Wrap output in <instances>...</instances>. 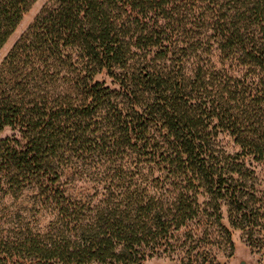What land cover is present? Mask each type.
Masks as SVG:
<instances>
[{
    "label": "trees",
    "instance_id": "16d2710c",
    "mask_svg": "<svg viewBox=\"0 0 264 264\" xmlns=\"http://www.w3.org/2000/svg\"><path fill=\"white\" fill-rule=\"evenodd\" d=\"M35 1L0 0V49ZM235 1L231 32L222 30L219 43L232 47L239 40L244 50L251 44L242 56L263 66L264 0ZM179 13L178 0H53L0 67V188L49 173L65 149L91 147L85 143L86 117L77 108L76 94L84 86L81 100L109 98L102 83L89 84V78L105 67L112 74L116 66L123 67L121 81L144 110L131 122L115 116L120 126L115 141L123 143L136 136L170 170L165 181L109 180L105 186L111 193L115 188L123 191L121 202L111 199L100 205L91 224L84 225L78 210L67 208L76 229L54 247L35 248L41 261L59 257L75 264H144L149 256L172 255L179 249L189 255L188 264H215L214 258H207L217 229H225L231 237L222 222V200L229 202L236 227L254 225L262 218L259 189L248 183L251 170L230 161L229 155L222 160L210 150L203 154L212 138L201 126L216 117L227 125V135L240 149L242 162L252 159L264 167V82L240 94L227 86L212 94L201 73L192 81L158 66L139 71L129 65L127 54L132 47L162 45ZM255 23L257 27L249 33ZM75 52L82 54L89 74L72 69ZM64 72L74 76L68 84L60 82ZM204 92L213 96L205 104ZM193 97L201 102L194 103ZM209 103L211 107L205 106ZM147 113L159 114L170 132L153 133ZM8 130L17 136H4ZM217 160H225L227 168H217ZM154 187L172 194H149ZM198 218L201 225L196 227Z\"/></svg>",
    "mask_w": 264,
    "mask_h": 264
},
{
    "label": "rangeland",
    "instance_id": "374dc122",
    "mask_svg": "<svg viewBox=\"0 0 264 264\" xmlns=\"http://www.w3.org/2000/svg\"><path fill=\"white\" fill-rule=\"evenodd\" d=\"M52 3L53 0H36L31 5L0 49V67L41 11ZM178 5L180 13L175 17L173 28L164 36L162 45L153 49L133 46L132 51L127 54L129 65L139 71L145 66H158L164 72H179L192 81L201 73L212 94L221 86L236 89V93L240 94L246 90L251 91L264 82V65L252 64V61L242 56L246 49L251 48V44L244 50L239 40L232 47L219 43L222 30L231 32L237 1L178 0ZM256 25L255 23L248 29V32H253ZM160 50L167 54L160 55ZM71 65L76 74H89L80 52L74 53ZM115 68L112 71L114 74L105 67L92 79L89 78L91 87L100 82L103 84L102 88H108L109 98L101 102L93 97L88 101L81 100L84 86L80 89L81 93L76 94L80 98L77 108L86 117L82 124V129L88 134L85 143L91 147L84 149L78 145L79 147L65 149L64 155L56 159L49 173L39 177H24L14 185L7 183L0 188V264H75L66 263L59 257L41 261L34 252L35 248L54 247L63 240L64 234L70 235L76 229V222L70 219L67 211L70 209L67 208L77 209L82 217L81 222L84 225L91 224L100 205H105L111 199L121 202L123 191L115 188L111 193L105 186L112 178L125 177L135 182L168 179L169 167L153 155L151 146L145 149L144 143L134 135L123 143L114 139L115 130L120 128L116 115L121 116L123 122H131L137 112L140 115L144 112L121 81L123 67ZM73 78V74L64 72L60 82L68 84ZM209 95L207 92L202 95L205 97V100L201 99L204 104L213 99ZM192 101L201 102L197 97H193ZM205 106L211 107V103ZM72 112L78 113L74 110ZM145 117L153 133L170 132L169 126L159 114L147 113ZM201 127L210 132L212 138L210 147H205L203 154L210 150L222 160L223 156L229 155L230 161L244 163L243 167L251 170L248 183L255 184L260 190L257 199L264 207V167L252 159L242 162L240 149L227 135V125H222L216 117L207 119ZM4 136L16 137L17 134L8 130ZM104 137L108 143L103 140ZM224 161L217 160V168H227ZM46 186H50L52 191L47 190ZM58 190L63 191L64 196ZM164 192L165 195L172 194L169 189ZM159 193L164 195L156 187L149 190L151 195ZM202 199L205 200L204 197ZM222 202V222L231 232V237L229 239L226 236L225 229H217V237L213 239L211 254L207 259L211 261L214 258L215 264H240L238 255L244 254L248 261L253 260V264H264V208L262 218L257 223L236 227L231 221L229 202ZM199 220L196 219V227L201 225ZM205 257L203 255L201 259ZM188 263L189 255L179 249L172 252V255L155 254L144 261V264Z\"/></svg>",
    "mask_w": 264,
    "mask_h": 264
},
{
    "label": "water",
    "instance_id": "95a60500",
    "mask_svg": "<svg viewBox=\"0 0 264 264\" xmlns=\"http://www.w3.org/2000/svg\"><path fill=\"white\" fill-rule=\"evenodd\" d=\"M238 256H239L240 264H253V260L249 259L250 261H248V259L244 254H240Z\"/></svg>",
    "mask_w": 264,
    "mask_h": 264
}]
</instances>
